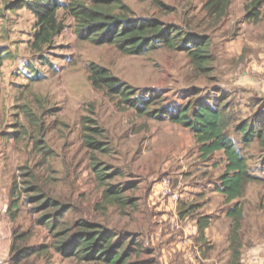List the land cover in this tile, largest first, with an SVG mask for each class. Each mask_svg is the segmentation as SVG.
Listing matches in <instances>:
<instances>
[{
  "label": "rangeland",
  "instance_id": "obj_1",
  "mask_svg": "<svg viewBox=\"0 0 264 264\" xmlns=\"http://www.w3.org/2000/svg\"><path fill=\"white\" fill-rule=\"evenodd\" d=\"M20 1L0 0V228L11 236L10 249L14 232L28 233L30 246L53 241L36 224L38 215L26 193H21L17 222L8 215L14 185L25 189L28 175H34L73 205L65 217L69 225L85 220L118 238H135L141 250L135 248L132 263L234 264L231 238L236 233L241 264H264V147L257 139L245 146L235 132L239 123L263 115L264 6L254 24L246 18L253 0H233L221 19L204 11L207 0H160L165 7L152 0H121L125 8L115 13L175 25L187 37H208L212 72L201 75L179 50L127 56L114 46L79 39L75 19L64 7L58 12L62 33L36 52L31 44L37 19ZM59 1L66 6L74 0ZM91 66L108 71L136 99L155 93L158 109L225 97L228 133L260 182L249 184L243 198L227 202L220 193L224 154L204 158L187 129L140 115L114 93L98 90L90 80ZM85 134L105 145L106 152L89 148ZM95 162L107 174H118L107 185L134 187L126 198L136 200L137 208L105 207L106 186L96 177ZM238 205L243 217L236 225L228 213ZM204 217L210 226L201 236L198 221ZM51 254L50 264H86Z\"/></svg>",
  "mask_w": 264,
  "mask_h": 264
},
{
  "label": "trees",
  "instance_id": "obj_2",
  "mask_svg": "<svg viewBox=\"0 0 264 264\" xmlns=\"http://www.w3.org/2000/svg\"><path fill=\"white\" fill-rule=\"evenodd\" d=\"M152 1L165 7L160 0ZM232 1L207 0L203 9L208 16L221 19L228 15ZM19 4L30 10L37 19L34 41L31 44V49L36 52L50 46L55 37L62 33L64 27L58 20V12L64 7L75 19L79 39L98 46H114L127 56H145L162 48L179 50L187 55L201 75L212 72L213 56L210 54L208 37H187L181 28L175 25L168 26L156 19H137L128 13H115L114 10L125 8L121 0H74L66 6L59 0H21ZM263 6L264 0H253L246 7L247 20L254 24L259 23ZM89 70L92 72L90 80L98 90L106 89L107 92L114 93L121 102L140 115L159 121L169 120L190 131L201 146L204 158L215 153L224 154L227 165L220 180V193L227 202L243 198L249 184L260 182L261 179L250 172L247 159L228 133L230 119L226 116V106H223L225 97H212V103L198 99L194 103L177 108L158 109L154 104L160 105L161 102H157L159 96L154 95L155 93L148 94L146 99H136V94L122 86L105 69L91 66ZM262 110L263 115H255L254 120L243 121L235 126V132L242 135L245 146H250L257 139L264 147V105ZM90 122L85 119L86 124ZM84 131L90 132L91 128L85 126ZM85 141L94 152H106L105 145L102 146L91 135L85 134ZM38 149L43 150L39 148V144ZM105 171L99 162L94 163L98 181L103 187L106 186L103 192L105 207L137 208L136 200L126 198L134 187L107 185V182L113 181L118 174H107ZM28 176L31 180L23 183L26 184L25 189L19 191L17 183L13 187V201L8 210L10 221L17 222L20 216L21 193H26V202L34 206L33 213L38 215L36 224L46 228L53 241L50 245L30 246L28 233L14 232L10 264H38V261L50 264L53 251L64 258H76L86 264H136L131 260L137 249V252H140L141 245L137 244L135 238H118L116 233L107 230L103 225L85 220L69 225L65 217L73 210V205L58 198L34 175ZM228 217L232 218L236 225L239 224L243 217V208L238 205L228 213ZM209 226V217L199 219L198 229L201 236L205 235ZM236 228L237 226L234 231L238 232ZM231 240L234 264H241L242 245L236 233L232 235Z\"/></svg>",
  "mask_w": 264,
  "mask_h": 264
},
{
  "label": "crops",
  "instance_id": "obj_3",
  "mask_svg": "<svg viewBox=\"0 0 264 264\" xmlns=\"http://www.w3.org/2000/svg\"><path fill=\"white\" fill-rule=\"evenodd\" d=\"M0 234L3 236L5 239L0 240V255L6 260V264H8L9 258H10V238L11 236L1 230L0 228Z\"/></svg>",
  "mask_w": 264,
  "mask_h": 264
},
{
  "label": "built area",
  "instance_id": "obj_4",
  "mask_svg": "<svg viewBox=\"0 0 264 264\" xmlns=\"http://www.w3.org/2000/svg\"><path fill=\"white\" fill-rule=\"evenodd\" d=\"M5 238L3 236H1L0 234V240H4ZM6 260L0 255V264H6Z\"/></svg>",
  "mask_w": 264,
  "mask_h": 264
}]
</instances>
